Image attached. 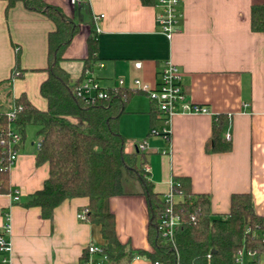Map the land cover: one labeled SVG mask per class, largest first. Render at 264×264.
<instances>
[{
  "label": "crops",
  "instance_id": "crops-1",
  "mask_svg": "<svg viewBox=\"0 0 264 264\" xmlns=\"http://www.w3.org/2000/svg\"><path fill=\"white\" fill-rule=\"evenodd\" d=\"M43 1L78 25L62 63L70 73L66 66H77L78 74L71 73L72 78L82 74L87 40L95 31L99 52L92 71L103 87L114 89L123 80L126 90L138 91L137 79L155 87L161 69L171 61L184 74L188 100L209 108V114L178 113L166 124L162 115L153 113L155 106L146 93L134 92L127 102L120 133L127 139L128 153L138 152V144L147 141L146 173L154 192L163 198L172 180L188 177L193 194L210 197L213 214H228L232 195L249 193L257 214L264 216V33L251 28L252 6L264 0H182L184 15L172 39L160 32L157 7L144 6L141 0H89L75 5L71 0ZM95 16L103 18L95 22ZM55 29L44 11L28 8L25 0L0 1L1 111L23 95L38 109H47L40 85L48 77V39ZM14 48L20 49L23 74L12 81L17 67ZM220 114L233 117V147L229 153H209L214 117ZM33 128L34 138L29 141L26 131L10 168V192L0 194V226L6 214L12 223L7 235L12 252L7 257L10 264H83L90 245L105 244L99 226L78 218L88 198L64 202L51 220L42 217L40 208L26 206L50 171L48 163H36L42 139ZM165 129L170 130L169 141L162 135ZM152 130L158 134L152 135ZM125 190L126 195L106 204L116 217L118 239L133 250L151 251L148 199L142 184L128 178ZM16 191L18 203L12 198ZM2 258L0 254V264ZM124 264L152 262L140 257ZM259 264H264V256Z\"/></svg>",
  "mask_w": 264,
  "mask_h": 264
},
{
  "label": "trees",
  "instance_id": "trees-1",
  "mask_svg": "<svg viewBox=\"0 0 264 264\" xmlns=\"http://www.w3.org/2000/svg\"><path fill=\"white\" fill-rule=\"evenodd\" d=\"M30 9L44 11L54 21L56 29L48 39V77L40 85V94L47 101V109L40 110L25 95L16 100L22 106L16 127L26 137L27 128H37L42 148L36 163L49 164V177L42 189L29 196L27 207L41 209L42 217L51 220L54 211L64 202L76 198H88L85 221L100 227L105 244L101 246L110 264L129 263L135 258H146L152 264H236L241 250H256V263L264 256V216L257 214L249 193L233 194L228 214L215 215L211 199L191 191L188 177H176L175 192L182 193L176 210L182 223L175 240L162 237L158 229V215L164 210L165 195L154 192L144 169V152L128 153L127 139L120 133L119 121L125 113L127 102L134 92L109 89V98L87 103L75 94V87L85 77L87 69L93 70L98 63L99 40L92 31L88 37V55L83 59V70L74 79L62 63L65 52L79 28L63 11L46 4L43 0H25ZM144 6H155L157 0H141ZM251 28L264 33V3L254 4L251 9ZM20 52L19 48H16ZM19 67L11 80L22 76ZM153 112L161 115L156 108ZM3 112V111H2ZM233 117L220 114L214 117L212 138L207 146L209 153L224 154L232 150L231 140L226 138L232 130ZM7 118L0 114V127L7 126ZM7 151L0 145V194L10 192V169ZM128 178L139 180L148 199L150 225L148 240L151 251L133 250L118 239L116 217L106 210L107 202L126 195ZM18 203V202H17ZM195 219L192 220L191 217ZM84 263V262H83Z\"/></svg>",
  "mask_w": 264,
  "mask_h": 264
},
{
  "label": "built area",
  "instance_id": "built-area-1",
  "mask_svg": "<svg viewBox=\"0 0 264 264\" xmlns=\"http://www.w3.org/2000/svg\"><path fill=\"white\" fill-rule=\"evenodd\" d=\"M13 2L16 0H0ZM89 0H71L73 5L80 4L82 2H88ZM155 6L158 9L157 24L160 32L168 39L179 31L180 23L183 18L182 0H157ZM103 16H95V22L100 21ZM98 30V28H97ZM102 66V65H101ZM136 67L140 68L141 63H136ZM183 72L173 62H166L159 74V81L155 87H151L144 84L139 79L134 81V87L136 90L147 94L150 101L154 104L158 112L163 116L166 124H170L172 118L178 114H209L210 110L207 106L192 103L188 100L183 84ZM125 84L123 80L119 81V86L114 88L115 92L124 88ZM76 96L86 101L87 103H94L97 100H105L109 98L108 88L103 87L93 71L87 69L85 77L79 85L75 87ZM22 111V106L15 103L13 108H9L6 111H1L7 118V126L0 127V145L7 151L9 169L16 162L19 156V148L22 143V135L17 129L15 123L18 113ZM216 117V116H215ZM152 135H157L156 130H152ZM163 137L166 140H170V130L163 131ZM226 138L231 140V134H227ZM138 151L145 152L147 149V141H141L138 144ZM42 148V142L38 143V149ZM145 171H149V167L145 165ZM175 181L170 182V190L165 195L166 206L164 210L158 215V229L162 234V237L174 241L177 229L182 223L181 214L176 210V205L182 193L175 192ZM14 202L20 201V192L16 191L12 195ZM87 210L79 213L78 218L85 220ZM195 219L194 216L191 217ZM12 231V223L10 214L5 215V223L0 226V254H2V263L10 264V260L7 257L12 252V244L7 239V235H10ZM264 242V233L262 234ZM88 259L83 264H110L108 257L103 253L101 246L92 244L87 249ZM98 259H94L93 257ZM257 257L256 250H241L237 253L236 264H259V260L256 263H250ZM159 264V263H156Z\"/></svg>",
  "mask_w": 264,
  "mask_h": 264
},
{
  "label": "rangeland",
  "instance_id": "rangeland-1",
  "mask_svg": "<svg viewBox=\"0 0 264 264\" xmlns=\"http://www.w3.org/2000/svg\"><path fill=\"white\" fill-rule=\"evenodd\" d=\"M11 46H12V43L11 42H9V47L11 48ZM13 48V47H12ZM14 58H16V62H17V57H19V61H20V59H21V57H20V52H18V50L17 49H15L14 48ZM21 52H22V50H21ZM67 68H69V71H71V73L75 76V75H77L78 74V68H77V66H75V65H67L66 66ZM12 75H13V73H12ZM12 75H11V78H12ZM14 104L15 103H11L10 105H9V108H13L14 107ZM8 108V109H9ZM34 136H35V133H34V128L33 127H30V128H28L27 129V139L30 141L31 139H33L34 138Z\"/></svg>",
  "mask_w": 264,
  "mask_h": 264
}]
</instances>
